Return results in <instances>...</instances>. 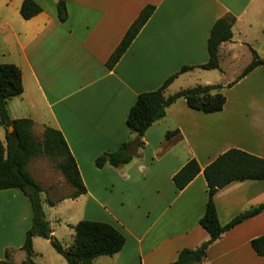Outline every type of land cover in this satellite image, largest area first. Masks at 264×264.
Wrapping results in <instances>:
<instances>
[{"label":"crops","instance_id":"crops-1","mask_svg":"<svg viewBox=\"0 0 264 264\" xmlns=\"http://www.w3.org/2000/svg\"><path fill=\"white\" fill-rule=\"evenodd\" d=\"M23 1L0 0V64L19 67L23 82V93L7 103L9 116L32 120L34 133L43 135L51 127L63 134L90 200L126 237L111 264H174L182 250L206 243L209 234L199 224L208 201L203 172L181 191L173 176L191 159L204 169L234 148L264 158V68L237 80L254 53L264 58V0H65L64 23L56 0H35L42 12L30 20L21 16ZM148 5L155 6L153 15L109 69L110 57ZM227 14L236 23L232 40L220 48L219 75L197 84L222 85L224 109L204 114L180 99L146 132L138 149V138L126 125L138 96L158 90L184 66L195 68L178 76L165 95L189 88L180 80L204 70L198 67L209 60L211 30ZM176 130L179 135L167 139ZM0 139L5 143L6 137L0 134ZM126 142H131L133 161L96 169L97 183L89 182L88 168L92 171L95 160ZM114 191L120 197L137 193L159 200L121 212L110 200ZM70 195L64 201L73 204L83 196ZM263 203L264 180L236 181L215 195L222 225ZM32 220L31 203L21 190H0V262L7 251L21 250ZM262 235L264 212L223 234L199 264H264L251 247Z\"/></svg>","mask_w":264,"mask_h":264},{"label":"trees","instance_id":"trees-1","mask_svg":"<svg viewBox=\"0 0 264 264\" xmlns=\"http://www.w3.org/2000/svg\"><path fill=\"white\" fill-rule=\"evenodd\" d=\"M56 1L58 18L64 23L68 19L66 1ZM154 11L155 6L153 5H148L141 11L107 62L109 69H113L125 54ZM41 12L42 7L35 0H24L20 9L24 20H30ZM235 23L236 17L231 14L216 21L208 40L209 60L198 68L204 70L220 68V48L223 43L232 40ZM259 66L264 68V58L254 53L252 62L237 80L242 79ZM194 68L184 66L178 73L169 77L158 90L144 92L138 96L126 120L127 127L138 138V149L144 147L143 138L146 132L155 123L164 119L167 109L180 99H184L191 110L204 114H214L224 109L226 97L221 92L224 87L220 84L197 85L179 90L169 96L165 95L166 88L178 76ZM22 93L21 69L14 64H0V126L5 129L6 137L5 143L0 139V190H21L29 199L33 210L32 227L27 232L24 245L21 247L26 254V259L21 264H37L34 261L33 249V239L36 237L48 240L68 264H95L94 261L99 257L115 256L125 246L126 237L108 223L80 221L73 227L74 242L69 247H65L53 236V230L41 198L45 191L29 171V164L39 157H49L55 160L57 168L63 173L68 184L74 188L69 196L70 199L86 195L87 187L81 177L77 162L60 131L45 127L42 137L37 138L32 120L10 118L7 103ZM10 127L13 128L12 132L9 131ZM178 135L179 131L176 130L168 132L166 137L171 139ZM131 146V142H126L117 151L100 155L95 160V167L98 169L106 166L119 168L129 164L135 156L130 153ZM201 172H203L208 187V201L205 214L199 224L209 234V240L196 249L182 250L174 264L203 262L209 246L219 240L223 234L264 212L263 203L243 211L230 222L222 225L215 204V195L233 182L264 180V158L234 148L217 157L204 169L196 159H191L173 176V182L179 191L184 190ZM46 202L51 206L56 204L55 201L49 199H46ZM251 247L259 257H264V235L253 239ZM13 257V253L7 251L5 259L0 264H16Z\"/></svg>","mask_w":264,"mask_h":264},{"label":"rangeland","instance_id":"rangeland-1","mask_svg":"<svg viewBox=\"0 0 264 264\" xmlns=\"http://www.w3.org/2000/svg\"><path fill=\"white\" fill-rule=\"evenodd\" d=\"M227 67V66H226ZM234 72L233 70H229ZM216 75H219V71H208V70H197L193 72L190 76L182 78L180 80L181 85L190 87L201 84V81L213 80ZM0 134L5 137V129L0 126ZM37 138H41L42 135L38 132L35 133ZM29 171L35 177V179L41 184L46 191L42 194L41 198L43 200V208L47 214V218L51 223L52 229H54L56 239H58L65 247H69L74 242V229L73 226L77 225L82 220L96 221V222H109V215L103 212L97 202L90 200L89 195H83L76 204L71 201H64V197L68 196L74 191V188L68 184L63 173L57 168L56 161L49 157H39L34 159L29 164ZM95 165L92 171L88 168L87 180L93 182V185L97 183V175L93 174L96 171ZM99 171V170H97ZM92 172V173H91ZM102 177H108L104 174ZM99 190V186L95 187V190ZM100 192V191H98ZM133 194V193H132ZM104 195H107L104 193ZM112 195L114 197H112ZM112 197V198H111ZM60 198L63 200L60 201ZM53 200L56 202L54 206L49 205L45 200ZM110 200L113 203L118 202L119 211H127L129 208L131 212L133 210H141L144 208L146 203L158 202L159 198H143L142 196H128L120 197L116 195V191L110 194ZM107 214V215H106ZM111 220V219H109ZM33 249H34V261L37 264H68L67 261L58 254L52 247L51 243L43 238L36 237L33 239ZM15 261L20 264L26 259V254L22 250L15 251ZM111 257L102 256L95 260V264H111Z\"/></svg>","mask_w":264,"mask_h":264},{"label":"water","instance_id":"water-1","mask_svg":"<svg viewBox=\"0 0 264 264\" xmlns=\"http://www.w3.org/2000/svg\"><path fill=\"white\" fill-rule=\"evenodd\" d=\"M12 130H13V128H12V127H10V128H9V131H10V132H12Z\"/></svg>","mask_w":264,"mask_h":264}]
</instances>
